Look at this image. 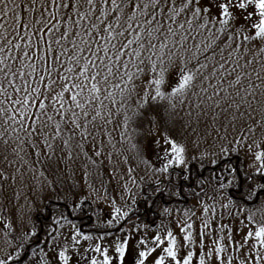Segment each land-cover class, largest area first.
<instances>
[{
  "label": "snow or ice",
  "instance_id": "snow-or-ice-1",
  "mask_svg": "<svg viewBox=\"0 0 264 264\" xmlns=\"http://www.w3.org/2000/svg\"><path fill=\"white\" fill-rule=\"evenodd\" d=\"M0 118L71 214L108 206L87 232L58 211L43 246L0 215V264H264V0H0Z\"/></svg>",
  "mask_w": 264,
  "mask_h": 264
},
{
  "label": "rangeland",
  "instance_id": "rangeland-1",
  "mask_svg": "<svg viewBox=\"0 0 264 264\" xmlns=\"http://www.w3.org/2000/svg\"><path fill=\"white\" fill-rule=\"evenodd\" d=\"M21 35H23V31H21ZM36 63L37 65H39L40 63L39 60H37ZM16 64L18 66L19 61H17ZM105 103H107V101H105ZM187 105H188V101L186 100L183 108H180L178 106L177 109L178 117L182 119L178 120L173 135L174 138L178 139L180 142L187 144L189 155H199L200 152L204 151L206 148L209 147V145L212 143V139L211 137H209L207 143L201 142L199 147L197 148V145L194 143V141H196V135L191 132V129L185 131L181 128V123L183 122V120L188 119V117L185 115V112L187 111ZM5 127L6 126L3 124L2 118H0V131H4ZM144 127L145 129L148 127L146 122L144 124ZM200 131L201 132L203 131L202 127ZM14 135L15 134L11 133V130L9 129V131L5 133V136L0 137V169H2L5 173H7L9 177H11V175L13 174H15L16 176L15 182H13L11 178H9L7 181H0V184L3 185V188L0 189V215L8 217L13 221L14 224H17L21 218H23L25 224H27L28 221L31 220L39 229V232L42 227H45L44 231L40 236H39L40 233L38 232V237H40L38 239L40 240L41 246H43L44 240L48 239V237L45 235V230L46 229L49 231L51 230L53 215L58 211H63L64 214L67 215V209L65 207L66 202L63 199H60L59 197L63 196L67 184H70L72 182V179H69L68 174L65 172L62 175H60V179L65 181V184L63 186L57 183L55 188L42 187L41 182L33 178L32 173L28 170V166L24 165L23 167H21L22 162L19 161L15 157V154L12 152V149L16 147V142L12 139V136ZM113 135L118 140L119 129L114 131ZM213 135H215L214 132ZM231 138L232 137L229 136V139ZM5 139L8 140L7 146H5L4 144ZM145 143H146V155L148 156L149 159H153L154 157H153L152 149L154 145L152 144V139L147 138ZM5 156H7L8 161H15V163L9 165L5 161ZM234 157H237L236 154H233V158ZM25 158L30 159L29 157H25ZM242 158L243 157L241 155L239 157V160ZM37 167H39V165H37ZM196 168L199 169L198 164L196 165ZM17 169H19V172L17 171ZM199 170L202 171L203 169H199ZM105 171H107V168H105ZM21 173H23V179H21ZM139 174L140 175L144 174L143 166H141ZM45 175L48 181L57 180V173L54 170L51 173L46 172ZM79 178H80V174L79 172H77V175L76 177H74V179H79ZM108 179H109L108 176L104 177L105 181H107ZM93 183L97 187H99V180L93 178ZM113 186L114 184L109 186V193H111ZM101 194H103V192H101ZM94 200L95 197L93 196L91 199L87 201V203L84 204L83 214L80 213L79 210H77V212L75 213V214L77 213L80 214V217L86 215L91 217L92 224L96 221V212L98 209H103L104 213H107L108 211V206L103 201H96L94 203L93 202ZM190 203L191 202H189V206ZM51 204L52 205L56 204L57 207L56 206L52 207ZM60 204H62L63 207L61 206L59 207ZM68 210L70 213H72L71 206H68ZM49 211L51 212L50 214ZM155 211L157 213L156 223H159L160 219L162 218L158 214L159 208H155ZM173 215L175 216L176 213L174 212ZM153 216L154 214L150 215V217H152V220L154 218ZM56 227H58V225H56ZM173 228H175V225H173ZM83 230H88V227L83 228ZM152 230L154 229H150V231ZM176 230L178 231V229ZM2 236H3V229H0V238H2ZM82 250L83 249H81V251Z\"/></svg>",
  "mask_w": 264,
  "mask_h": 264
},
{
  "label": "trees",
  "instance_id": "trees-1",
  "mask_svg": "<svg viewBox=\"0 0 264 264\" xmlns=\"http://www.w3.org/2000/svg\"><path fill=\"white\" fill-rule=\"evenodd\" d=\"M51 206L52 207H54V206H56V204H51ZM63 207V205L62 204H60L59 205V207ZM52 207H51V209H52ZM57 207V206H56ZM140 207H141V209H143V208H145L146 210H147V212L143 215V218H145V219H147V220H152V217H150V215H152V214H154V218L153 219H155V221H156V211H155V208H151L150 210L148 209V207L147 206H145V205H143V204H141L140 205ZM66 209H67V215L69 216V218L70 219H72V220H74L76 223H78V225H81L83 228H85V227H88V230H89V227L92 225V222H91V217H89V216H82V219L80 218V214H74V215H72L70 212H69V210H68V207H66ZM52 211V210H51ZM51 212L49 211V214H50ZM77 215V216H76ZM44 228L45 227H42L41 229H40V234L44 231ZM88 230H84L85 232H87ZM40 234H39V236H40Z\"/></svg>",
  "mask_w": 264,
  "mask_h": 264
},
{
  "label": "flooded vegetation",
  "instance_id": "flooded-vegetation-1",
  "mask_svg": "<svg viewBox=\"0 0 264 264\" xmlns=\"http://www.w3.org/2000/svg\"><path fill=\"white\" fill-rule=\"evenodd\" d=\"M225 160H227V159H225ZM234 161H235V162H234ZM238 162H239V157H234V158H233V163H238ZM213 167H215V166H213ZM196 170H197V171H200V170L197 169V168H196ZM200 172H202L204 176H207V175H208V171L202 170V171H200ZM142 210H143V215H144V214L147 212V210H146L145 208H143Z\"/></svg>",
  "mask_w": 264,
  "mask_h": 264
}]
</instances>
